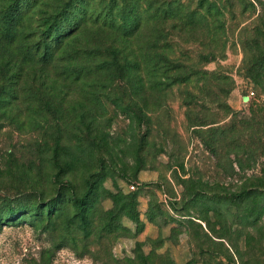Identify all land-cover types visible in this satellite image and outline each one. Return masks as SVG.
<instances>
[{
    "label": "rangeland",
    "instance_id": "1",
    "mask_svg": "<svg viewBox=\"0 0 264 264\" xmlns=\"http://www.w3.org/2000/svg\"><path fill=\"white\" fill-rule=\"evenodd\" d=\"M11 1L0 264H264V0Z\"/></svg>",
    "mask_w": 264,
    "mask_h": 264
},
{
    "label": "trees",
    "instance_id": "2",
    "mask_svg": "<svg viewBox=\"0 0 264 264\" xmlns=\"http://www.w3.org/2000/svg\"><path fill=\"white\" fill-rule=\"evenodd\" d=\"M31 1H36V0H31ZM23 2H26V4L28 5L30 3V0H12L11 1V5H9L8 7V11L11 9L12 7V10H14L17 14L20 13V8L23 6ZM122 10L124 9L125 13L127 12V8L125 7H121ZM120 17V15H119ZM132 24H134V22H131ZM57 22H53L51 23L47 30L46 31H51L52 29H54V27L56 26ZM43 33H44V30H43ZM44 44V43H43ZM89 193V192H88ZM80 199H83V198H80Z\"/></svg>",
    "mask_w": 264,
    "mask_h": 264
},
{
    "label": "built area",
    "instance_id": "3",
    "mask_svg": "<svg viewBox=\"0 0 264 264\" xmlns=\"http://www.w3.org/2000/svg\"><path fill=\"white\" fill-rule=\"evenodd\" d=\"M253 93V91H251V94ZM131 187L133 188L134 187V185L133 184H131Z\"/></svg>",
    "mask_w": 264,
    "mask_h": 264
}]
</instances>
